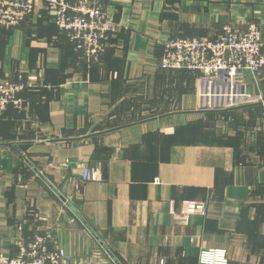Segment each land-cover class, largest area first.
Here are the masks:
<instances>
[{"label":"crops","instance_id":"0c3cea01","mask_svg":"<svg viewBox=\"0 0 264 264\" xmlns=\"http://www.w3.org/2000/svg\"><path fill=\"white\" fill-rule=\"evenodd\" d=\"M100 3L114 29L97 60L44 0L0 26V80L23 85V107L0 114V252L40 235L63 264H115L96 235L120 264H199L208 248L264 264V67L159 64L168 37L253 24L264 40V0ZM185 201L207 213L181 220Z\"/></svg>","mask_w":264,"mask_h":264},{"label":"built area","instance_id":"2783aa9c","mask_svg":"<svg viewBox=\"0 0 264 264\" xmlns=\"http://www.w3.org/2000/svg\"><path fill=\"white\" fill-rule=\"evenodd\" d=\"M36 0H2L0 26L14 27L29 16ZM58 29L76 41L86 58L97 60L104 51L105 38L113 31V21L106 15L100 0H44ZM163 54L159 64L165 70H196L210 77L219 71L229 75L246 71L256 75L264 67V40L258 27L251 24L245 30L224 26L214 38L168 37L162 41ZM23 85L8 79L0 80V114L12 105L23 107L19 92ZM87 167L81 172L86 181L95 178ZM180 219L187 221L193 215H205L203 201H185ZM14 255L0 252V264H63L67 253L64 249L51 250L45 238L36 235L28 244L17 243ZM199 264H228L224 249H200Z\"/></svg>","mask_w":264,"mask_h":264},{"label":"water","instance_id":"95a60500","mask_svg":"<svg viewBox=\"0 0 264 264\" xmlns=\"http://www.w3.org/2000/svg\"><path fill=\"white\" fill-rule=\"evenodd\" d=\"M95 236V239L97 240V243H98V245L99 246H102L104 249H105V251L108 253V255L111 257V260L115 263V264H120L118 261H117V259L111 254V252L107 249V247L104 245V243L101 241V239L98 237V236H96V235H94Z\"/></svg>","mask_w":264,"mask_h":264},{"label":"trees","instance_id":"16d2710c","mask_svg":"<svg viewBox=\"0 0 264 264\" xmlns=\"http://www.w3.org/2000/svg\"><path fill=\"white\" fill-rule=\"evenodd\" d=\"M181 70H186V69H181ZM177 71V70H176ZM201 73V72H200Z\"/></svg>","mask_w":264,"mask_h":264}]
</instances>
